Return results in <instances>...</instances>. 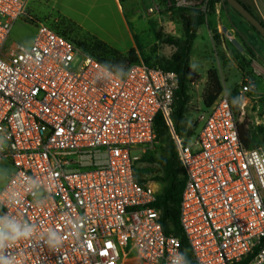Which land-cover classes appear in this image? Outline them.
Instances as JSON below:
<instances>
[{"label": "built area", "instance_id": "1", "mask_svg": "<svg viewBox=\"0 0 264 264\" xmlns=\"http://www.w3.org/2000/svg\"><path fill=\"white\" fill-rule=\"evenodd\" d=\"M151 13L207 14L210 0H153ZM30 0H0V161L11 172L0 217L31 229L5 248L13 264H186L166 236L159 195L135 176L136 151L156 140L162 115L186 173L179 219L195 264H264V152L239 137L223 91L191 137L171 120L177 73L138 62L124 74L28 12ZM25 19L30 46L11 41ZM254 88L246 80L241 98Z\"/></svg>", "mask_w": 264, "mask_h": 264}, {"label": "rangeland", "instance_id": "2", "mask_svg": "<svg viewBox=\"0 0 264 264\" xmlns=\"http://www.w3.org/2000/svg\"><path fill=\"white\" fill-rule=\"evenodd\" d=\"M153 3V0H30L28 12L36 20L48 24L78 45H89L99 40L119 51L135 46L140 53V61L158 65L159 60H168L174 51L171 46L162 43V38H182L183 29L174 11L162 9L160 12L151 13L149 9ZM215 20L221 27L226 23L233 32L227 35L222 29V33H219L217 26L212 27ZM205 25L212 29V33L218 34L219 41H215L214 45H207V61L197 59L191 63L203 78L190 85L183 135L190 130L195 135L202 125L201 116L207 113L202 99L205 87L203 80L206 79V68L214 67L220 71L225 84L224 90L230 94L233 89L239 90L246 80L254 84L257 81L258 88L255 84L252 91L240 99L238 119L240 124L246 123L252 131L253 146L264 152V76L258 77L255 73L252 65L254 58L249 54L241 36L244 33L253 38L264 39L223 0L216 2ZM201 32L203 39L209 41L206 26L201 28ZM221 40L226 47L218 44ZM162 147L160 141H155L146 153L140 154V151H136L139 159L135 163V170H145L146 174L141 175V178H147L158 191L161 190V185L153 180L158 166L152 160L161 156ZM11 170L8 161H0V190Z\"/></svg>", "mask_w": 264, "mask_h": 264}, {"label": "trees", "instance_id": "3", "mask_svg": "<svg viewBox=\"0 0 264 264\" xmlns=\"http://www.w3.org/2000/svg\"><path fill=\"white\" fill-rule=\"evenodd\" d=\"M217 1L218 0H210L207 14L185 9L173 10L181 21L183 37L176 38L174 36H166L162 38V43L171 46L174 50L168 60H159L158 65L178 75L179 86L175 92L171 120L174 132L180 136L191 137L193 135L191 130L185 132L186 135H183L184 117L189 102L188 92L190 85L198 82L201 77L190 65V54L193 43L197 37V30L199 27L206 24L207 17L214 10ZM223 2L229 5L225 0H223ZM244 7L264 25V22L254 14L250 7L246 5H244ZM251 28L261 36L252 25ZM213 36L215 41L218 42V34L214 32ZM78 46L83 52L90 54L101 64L118 74H124L132 64L140 62L135 48H131L126 52H121L99 40H95L89 45ZM240 90L241 89H233L231 94L229 93L233 109L237 116L240 114ZM223 91L224 86L218 69L214 67L210 68L207 73L206 86L202 94L204 106L210 108ZM154 127L156 133L155 141L156 143L160 141L163 147L161 148V156L152 160V162L158 166V172L153 180L161 185V190L153 206L161 212V225L165 235L179 238L186 264H195L190 256L189 244L179 219V206L186 183V173L178 157V151L171 134V128L167 125L162 115L157 116ZM262 131L264 132V128ZM239 137L243 145L248 148H255L253 146L254 138L252 131L248 128L246 123H239ZM135 171L137 181L141 184H146L148 182L147 178H141V175L144 176L146 174L145 170ZM241 264H245V262Z\"/></svg>", "mask_w": 264, "mask_h": 264}, {"label": "crops", "instance_id": "4", "mask_svg": "<svg viewBox=\"0 0 264 264\" xmlns=\"http://www.w3.org/2000/svg\"><path fill=\"white\" fill-rule=\"evenodd\" d=\"M240 2L242 4L250 7L252 9V11L254 12V14L256 16H258V18H260L264 22V0H240ZM126 26H128V25L126 24ZM204 26L207 27L209 41H206L202 37L203 34L201 32V28ZM215 26L218 27L217 29H218L219 33H222V29H223V32L227 35L233 30L226 23H224V26L221 27L220 25H218V21H216V20H215V22H213L212 27L214 28ZM34 34H35L34 26L31 23L27 22L25 19H21L13 27V30L11 33V41H12V43H15V44H22L24 46H30L32 44V41L34 38ZM213 35H214V32L212 33V29L209 28L208 25H202L197 30V37L193 43L192 51L190 54V65L193 69L195 67H193L191 63L194 60H197V59H200V60L204 59L205 61L208 60V57L206 56V48L208 47L207 45H214L215 39H214ZM128 36H129V34H128ZM241 37H242V40L246 43V45L248 47L247 50H248L249 54L252 55L254 58L252 65L254 66L255 73L257 74L258 77L261 75L264 76V42H263L264 40H260L259 38H253L250 35H245L244 33L242 34ZM129 38H131V37L129 36ZM133 43H135V42H133ZM218 44L221 45V47H223V46L226 47L224 41H222V40ZM131 48L136 49L135 46H131ZM128 50L129 49L124 50V51L120 50V51L126 52ZM225 51H227V50H225ZM137 53H138L139 59H141L140 53L138 51H137ZM209 69L210 68H206L207 73H208ZM198 74L201 77L200 80H202V78H203L202 75L200 73H198ZM219 74H220V71H219ZM220 77H221V74H220ZM221 80H222L223 86H225L222 78H221ZM206 82H207V75H206V79L203 80V83L205 86H206ZM255 84H256V87L258 88L257 81L255 82ZM255 84H254V86H255ZM8 176H9V174H8ZM7 179H8V177H7ZM7 179L5 181H7Z\"/></svg>", "mask_w": 264, "mask_h": 264}, {"label": "clouds", "instance_id": "5", "mask_svg": "<svg viewBox=\"0 0 264 264\" xmlns=\"http://www.w3.org/2000/svg\"><path fill=\"white\" fill-rule=\"evenodd\" d=\"M30 228L19 223L0 217V264H13V258L4 255V249L11 247L18 239L31 236Z\"/></svg>", "mask_w": 264, "mask_h": 264}, {"label": "water", "instance_id": "6", "mask_svg": "<svg viewBox=\"0 0 264 264\" xmlns=\"http://www.w3.org/2000/svg\"><path fill=\"white\" fill-rule=\"evenodd\" d=\"M234 8L250 25H252L264 38V25L247 9L239 0H225Z\"/></svg>", "mask_w": 264, "mask_h": 264}]
</instances>
